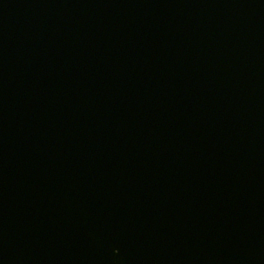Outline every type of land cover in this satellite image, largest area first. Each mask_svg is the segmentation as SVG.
<instances>
[{
	"label": "water",
	"instance_id": "obj_1",
	"mask_svg": "<svg viewBox=\"0 0 264 264\" xmlns=\"http://www.w3.org/2000/svg\"><path fill=\"white\" fill-rule=\"evenodd\" d=\"M0 264H264V0H0Z\"/></svg>",
	"mask_w": 264,
	"mask_h": 264
}]
</instances>
